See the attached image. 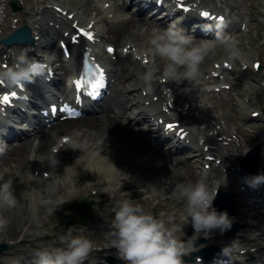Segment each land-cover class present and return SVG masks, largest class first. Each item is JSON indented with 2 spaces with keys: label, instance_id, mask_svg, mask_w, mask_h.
Instances as JSON below:
<instances>
[{
  "label": "clouds",
  "instance_id": "1",
  "mask_svg": "<svg viewBox=\"0 0 264 264\" xmlns=\"http://www.w3.org/2000/svg\"><path fill=\"white\" fill-rule=\"evenodd\" d=\"M216 28L213 39L202 40L195 39L176 23L152 29L147 52L162 62L163 71L161 76H157V66L148 67L141 76L145 88L151 90L162 77L177 87L185 82V88L199 84L200 65L207 57L215 54L217 47H223L229 59L239 58L241 52L238 41L221 34L222 24L218 23ZM47 68V58L37 60L29 57L26 51H21L15 56L11 66L0 70V82L9 87H26L37 79L46 78ZM35 160L47 162L51 168L59 163L58 158L53 156ZM245 182L250 187H257L264 183V174L245 177ZM12 184L8 169L0 170V231L9 223L4 213L18 205ZM218 189V186H209L205 180L197 179L194 182L177 184L171 193L173 198L183 204L180 219L186 225L191 223L194 234L202 233L206 239L216 231L222 234L229 230L233 222L226 211H217L213 207ZM55 192V185L45 189L46 197L35 192L31 196L32 204L49 207L56 205L52 209L55 211L66 202L54 199ZM183 226L174 223L173 215H168L166 219L157 218L145 211L139 203L130 199L123 200L116 206L110 222L109 235L112 238L109 243L123 264H184V257L194 247L192 240H184L177 235L183 232ZM74 231L70 227L65 235L59 237L62 247L36 251L33 264H85L95 245L83 234L73 235ZM222 252L228 254L229 248H224Z\"/></svg>",
  "mask_w": 264,
  "mask_h": 264
},
{
  "label": "bare ground",
  "instance_id": "2",
  "mask_svg": "<svg viewBox=\"0 0 264 264\" xmlns=\"http://www.w3.org/2000/svg\"><path fill=\"white\" fill-rule=\"evenodd\" d=\"M86 3L90 4V0H86ZM78 10L79 14H81L83 17L88 16L90 14L86 13L85 10L83 11L80 8ZM164 24L165 23L162 22L160 24V27H162V25ZM150 25L152 24L149 21H145L140 18H131L127 21H122L121 23L109 25L106 34H109L111 42H120L122 40V43L134 42L138 40L143 41L145 39V33L137 32L134 34L132 33L131 29L139 28L141 26L148 27ZM156 25L157 24H153V26ZM54 33H57V30H54ZM135 45H137V43H135ZM15 46L16 47H9L10 53L11 50H13L17 51L19 54L22 50L26 49L23 46ZM4 52H7V50H4ZM157 62L161 64L163 71L162 62L159 59H157ZM115 65L120 66L117 72L118 80L124 78L125 80H129L130 82H132L134 80L135 75L138 76V74H141L142 76L143 74V67L138 64L137 66H132V62L129 59L117 60ZM201 66L202 64L200 65V68ZM141 76L139 77L138 81H140L141 85L145 87L143 85ZM60 80L61 79L58 78L56 82L60 83ZM186 84L187 82H185L184 85L186 86ZM168 86H170V84ZM189 86L192 85H188L187 89H190V92L194 91V88H190ZM123 89V93L128 92L129 95L135 92L134 89L130 90L128 86H124ZM178 98L185 99L181 95L176 96L177 100ZM128 99L129 98H122L119 93H116L113 96L109 95L106 100L102 102L101 105L98 104V107L94 110L95 112H98L97 116H86L81 119L60 122L55 126H52L50 129L40 132L38 136L40 141L37 145H33V140L29 138L0 155V170H3L5 168L8 169L9 174L13 180V192L14 195L17 197L19 203V207L17 205L15 209L4 213V215L8 217L9 223L3 231H0V242L4 241L5 239L15 238L21 235L22 232L26 230L20 226L19 219L21 218H18V220L16 219V216L14 215L15 211H18L17 214L20 217H26L24 222L25 224H27V221H29V217H33V223H35V221L37 220L36 218L39 216L38 212L42 210V207H40L39 204H36L35 206L32 204L31 196L35 192H39L41 196L46 197L45 189L49 186L55 185L54 183L50 184V181L55 180L57 177V179L55 180V183H57L58 178L60 179L61 175H63L61 179L64 183L70 181L71 178H76L78 180L79 173L77 169H74L72 163L69 161L68 158V156L71 154L79 156L78 166L81 167L82 170H84L85 172L87 171V167H94L95 175L99 177V181H102L101 178H109L110 174L115 171L116 167L120 166L121 168H124L125 164L115 160L117 156H122L121 154L123 153L122 148L117 147L115 145V142L123 141L124 146H126L127 148H137L141 152H147L149 150H152V153L159 157V159L157 160V165L155 167L156 171H153L152 167L149 166H137L138 168H135V164L132 158L130 159L126 157L128 159V162L133 163V165H131V167L135 169L134 171L132 170L133 173L138 171V169L140 172H148L152 178L155 177L161 180L163 184L169 186L170 189H173V187L177 184H186L194 182L197 179H201L198 175L196 176L198 172L200 173L201 169H197L196 165L192 164V162L173 157L170 154L155 152L153 148L150 147L147 140L140 139V136L145 133L143 130H141L140 132H135L133 130H130L128 127H124L121 125V122L127 121L128 125L132 126L133 122L139 121V119H129V114H127L126 112ZM189 107L188 111L190 110ZM143 109L150 110L149 107H144ZM108 110H111L114 113L118 114L121 118V121L109 117L107 114ZM195 110H198V108H195ZM75 129H83L85 133L83 135L88 137L89 140H94V142H97L98 139L102 138V140H99L98 143L101 146L106 147L103 154H99V156H97L96 158L92 157L90 154L86 157L83 156L81 152H83L85 149L92 150V147L89 146L83 150L76 149L74 153L68 152L66 149H61L56 154L50 152L48 146L49 142L57 134L68 135L74 132ZM108 137L110 138V141H108ZM197 150L198 149H196L195 151ZM49 156L58 158L59 163L56 165L55 168H51L47 162L42 163L40 161L35 160L43 159ZM64 166L67 167V170L66 173L63 174L62 170ZM129 167L130 165H128L127 169ZM44 169L50 171V177L48 179H43L41 176L38 178L39 171H44ZM210 183L211 179H208L207 184ZM55 187L56 192H58L59 190L57 186ZM27 195L28 198H26ZM23 205L25 206V211L29 210V214L23 212ZM24 240V238H21L20 242ZM95 254L96 252H93L89 256V258L92 260H98V256L95 257ZM85 264H88V262H86Z\"/></svg>",
  "mask_w": 264,
  "mask_h": 264
},
{
  "label": "rangeland",
  "instance_id": "3",
  "mask_svg": "<svg viewBox=\"0 0 264 264\" xmlns=\"http://www.w3.org/2000/svg\"><path fill=\"white\" fill-rule=\"evenodd\" d=\"M79 2L82 3L81 0ZM242 2L244 3V6L246 4H249V3H251V4L254 3V5H257L258 8L262 7V4H263L262 1H259V0H243ZM83 7H85V6L83 5ZM255 10L257 11V8H255ZM255 22H256L255 23L256 26L260 25V23H258L257 20H255ZM150 29H151V27L149 28V31H150ZM132 32L135 34L136 33V29H133ZM231 37L235 38V40L239 42L240 46L238 45V47L240 49V52L243 53V54H246V55H249V53H248L249 52V48L255 47V43L257 42V40H252L250 35H247V36L242 37V38H238V37L236 38L235 37V32H233L231 34ZM113 44L118 45L119 43H113ZM257 44H256V46H257ZM217 56H227L228 57V55H227L226 51L224 50V48L223 47H219V49H216L214 55H210L209 57H207L205 59V61L203 62L202 66L200 68L201 69V74L204 72V68H206V66L209 64L210 60L213 59V58H216ZM235 77H236V75L234 76V81H236ZM136 83H137V77L136 76H134V80L132 82H129V80L124 81L123 79H121L119 82H117V89L121 88L124 85L131 86V88L134 89ZM238 88L239 87L237 85H235L233 87V89L228 92V94H226L224 96H219V98H218V100H217V102L215 104V109L216 110H221L223 113H225L227 115V117H229V119H230V127L237 123V121H238L237 118H236L237 113L245 112L248 109V106L242 105L240 100L237 99V98L235 99L234 96H233V93H236V90L239 91V94H241V95L243 94V93H240V89H238ZM261 104H264V100H263V102ZM108 113L110 115V113H113V112H111V110H109ZM139 128H142V126L139 127ZM78 132H80V131H78ZM77 137L79 138V141L81 140L82 144H86L87 143L85 138H82L80 135L78 136V134H77ZM54 139L55 138H53V140H51V141L53 142ZM100 139H102V138H100ZM108 141H110L109 137H108ZM49 144H51V142H49ZM115 145L117 146L118 143L116 142ZM121 145H122V143H121ZM120 148H122L124 154L122 156H117L115 158V160L120 162V163H123L125 165H124V168H121L120 166L117 167L118 170L116 169L115 171H113L111 173L112 179L106 178V180H109V182H108V184H106L105 188H103V189H106L110 193H111V189L113 188V186L115 184L118 185L115 182V181H118V177H123L124 179H132L133 178L132 170L133 171L135 170L133 167H131V165H133V163L128 162V159L125 157L126 154H128V155L132 154V152H133V150L135 148H127L126 146H124V144H123L122 147L120 146ZM105 149H106V147L97 145L96 149H94V154L93 155L91 154V156L96 158L97 156H99V154H101V153L103 154ZM136 151H138V150H136ZM121 158H123L124 160L123 161L119 160ZM195 159L196 158H192L191 162L194 163L195 165H198V162ZM148 163H149V158L147 156H145L143 161L135 159V162H134L135 165L134 166H135V168H138L137 166H139V165H143L144 167H147ZM78 165L79 164L73 165L74 169H77V171L79 173L78 180L76 178H74L73 181H71L69 183H65L66 186L64 188H61V186H60L61 184H62V186L64 185V183H62L61 181L55 183V180L57 179V177H56L55 180H51L50 181V184L54 183L55 186H59V189H58L59 191L55 193L54 198H57L59 201H66V202H64L61 206H59L55 211H53L52 209L54 207H57L56 205L55 206H51V207H47L46 209L43 208L42 213L39 211L38 212L39 216L37 217V218H39L41 220L39 226H37V225L34 226L33 217H29V221H27V224H25L24 222H25L26 217H20L17 214L18 211L15 212L14 215L16 216V219L18 220V218H21V219H19L20 220L19 221L20 226L23 227L26 230L24 232H22L21 235L15 237V238L5 239L4 241L0 242V244H5L7 246V248L4 250L3 255H1L0 257L7 256V255H9V256H13L14 255L13 252H11V250L9 249L10 246L18 248V249H20V251H23L25 249H30L29 245L27 243L25 245H22V246H17L18 242H19V240L21 238H24L25 241L26 240L32 241V243L37 245L38 247H42V248L48 249L50 247L49 241H51V240L50 239H45L44 240V238L48 234H50V233L51 234L52 233L53 234L54 233L58 234V233L61 232V233H63L65 235L67 229L63 226V224L62 223H60V225L57 224V226L55 227L56 224L54 223L56 221H62L63 222V220H62L63 214L60 212V209L62 208V206H65L68 203L74 202L77 199L81 200L83 198H86V196H88V194H89L90 189L93 188V187H97L98 183L101 182V181H99V177H97L95 175V173H94L95 172V168L94 167H87L86 168L87 171L85 172ZM128 165H130V167L127 169ZM155 167H156V165L154 167H152L153 171H156ZM136 174H139V175L138 176H134V177H136L137 181H140L142 184H144V183H146L147 185L150 184L149 186H152V187L155 185V180L157 178H155V177L152 178L149 175L148 172H140L139 169H138V171H136ZM103 179H101V180H103ZM104 181H105V179H104ZM72 182L75 184V186L71 185ZM122 192L123 191H120V193H122ZM162 192L165 193V195L163 197H166L165 200H163V201L160 200L161 203H164L163 205L166 204V205H168V207H170V206H174L175 207V206L183 205L180 200H178L176 198H173V197H169V196H171L172 191L164 192V190H162ZM26 198H28V195H27ZM98 199L99 198L96 197V198H94L92 200V202H93V204H92V213L95 214V215H96V212L98 210V207L102 206V208H101V209H103L102 213H105L104 207L105 206L106 207H110V204H111V200H106V201L100 203L101 205H99V203L97 202ZM28 203H29V200H28ZM139 203L144 208V210H146V211H151V210L152 211H159L160 210V209H155L154 208L155 200L146 199V200H144L142 202H139ZM24 207L25 206L23 205L22 206V210L23 211H25L23 209ZM111 210H112V208H109V211H111ZM25 212L27 214H29L28 213L29 210L25 211ZM80 228L82 229L83 226H80ZM76 229H78V228H75V230ZM90 232L91 231H88V233H90ZM85 236H86V234H85ZM52 241L58 242L59 238L57 236H55L54 239H52ZM10 260L11 259H9L7 262L3 261V263L4 264H8V263H10Z\"/></svg>",
  "mask_w": 264,
  "mask_h": 264
},
{
  "label": "snow or ice",
  "instance_id": "4",
  "mask_svg": "<svg viewBox=\"0 0 264 264\" xmlns=\"http://www.w3.org/2000/svg\"><path fill=\"white\" fill-rule=\"evenodd\" d=\"M204 16H208V12L202 13ZM222 20L223 17H220ZM90 27V26H89ZM67 35V34H66ZM78 35H82L83 37H86L87 40L93 39V33L91 31H86L83 28H80L78 30ZM72 42H76L78 39V36L74 35L71 37ZM63 47V45H62ZM108 51L111 53L113 52V49L111 47L108 48ZM65 54L67 55V51L65 50ZM147 61H145L146 63ZM84 71L81 74L80 78L74 81L75 88L77 90V93L79 94L82 90L85 91L86 94L90 95L92 98H95L96 95L99 93V89L103 87L105 83V74L104 70L99 67L98 65H88L87 58L84 61ZM3 82H0L2 84ZM16 93L12 92L11 96H15ZM11 97L8 94H4L2 97H0V104L8 103L10 102ZM56 109H53L55 111ZM168 128H173V124H168Z\"/></svg>",
  "mask_w": 264,
  "mask_h": 264
},
{
  "label": "water",
  "instance_id": "5",
  "mask_svg": "<svg viewBox=\"0 0 264 264\" xmlns=\"http://www.w3.org/2000/svg\"><path fill=\"white\" fill-rule=\"evenodd\" d=\"M4 248V246H0V252L3 251Z\"/></svg>",
  "mask_w": 264,
  "mask_h": 264
}]
</instances>
